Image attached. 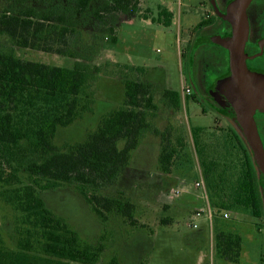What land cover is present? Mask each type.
Wrapping results in <instances>:
<instances>
[{
	"label": "trees",
	"instance_id": "1",
	"mask_svg": "<svg viewBox=\"0 0 264 264\" xmlns=\"http://www.w3.org/2000/svg\"><path fill=\"white\" fill-rule=\"evenodd\" d=\"M0 1L5 2L0 11V35L8 36L19 47L77 59L73 68H64L26 60L0 47V199L15 217L13 233L4 225L10 244L0 231V264H99L106 251L103 239L98 244L82 241L78 231L51 210L45 196L58 186L72 185L101 222L114 217L135 228L145 227L135 218V204L122 193H108L109 185L118 179L149 132L161 138L158 165L164 174H172L190 154L182 127L169 123L159 130L153 125L159 115L158 104L177 112L181 94L162 88L158 101L144 67L120 62L91 65L92 55L74 48L80 35L77 26L82 19L103 25L107 30L103 40L116 42L120 13L152 17L164 26L172 24L174 14L164 6H159L157 16L150 9L142 12V0L99 4L70 0L69 10L58 12L37 8L34 0ZM25 1L30 4L18 5ZM210 6L207 17L195 28L198 46L210 44L215 21L225 22L216 16L211 2ZM204 30L207 32L202 34ZM94 43L99 50L102 40ZM98 73L120 77L123 100L98 119L96 128L83 141L59 148L54 143L59 130L91 110L95 94L92 81ZM189 97L200 102L198 95L191 93ZM202 110L206 112V108ZM190 131L214 212V255L238 263L242 238L229 230L223 213L240 210L257 218L263 216L260 169L239 126L220 125L217 120L212 126H192ZM169 220L162 217L161 224ZM109 264L120 262L113 256Z\"/></svg>",
	"mask_w": 264,
	"mask_h": 264
},
{
	"label": "rangeland",
	"instance_id": "2",
	"mask_svg": "<svg viewBox=\"0 0 264 264\" xmlns=\"http://www.w3.org/2000/svg\"><path fill=\"white\" fill-rule=\"evenodd\" d=\"M34 1L33 5L38 4L37 8L55 12L68 11L71 5L70 0ZM105 1L95 0V3ZM4 4V1H0V11ZM22 4L30 3L25 1L18 5ZM141 6L142 12L150 9L153 16H157L159 6L167 7L174 14L172 24L164 26L153 21L152 17L120 13L117 18V41L109 42L103 40L107 34L103 25H94L82 19L77 26L80 35L74 48L79 53L92 55L91 65L120 62L148 69L146 79L152 82L158 101L162 88L179 92L182 96L180 110L169 112L159 103V115L153 125L159 130L169 123L182 127L188 140L190 157L177 164L175 171L169 174L168 181L157 182L161 178H155V170H159L157 159L161 138L149 132L142 140L141 148L133 151L132 159L118 179L109 185L108 193H122V197L135 204V218L145 227L135 228L114 217L106 223L101 222L92 206L72 185H61L48 193L45 196L47 205L78 231L82 241L98 244L103 239L106 251L99 264H109L113 256L120 264H264V218L259 219L240 210L229 212L230 217L226 218L229 230L239 233L242 238L239 262L232 263L215 257L214 232L208 219L209 205L203 190L196 187L200 171L190 128L212 126L217 120L220 125L238 126L232 109L216 105L213 107L217 110L213 109L211 102L217 103L214 99L210 101L206 98V87L217 84L220 75L216 72L215 64L205 62L203 66L202 60L209 58L210 45L198 46L199 33L195 28L207 17L211 9L210 0H142ZM95 40H102L99 50H96ZM0 47L26 60L64 68H73L77 62L76 58L64 54L19 47L5 35H0ZM201 67L204 70L201 74L204 83L198 76ZM183 86L190 87L192 94L199 96L200 102L187 98ZM92 89L95 94L91 110L85 111L71 126L59 130L54 139L59 148L83 141L96 128L98 119L123 100V84L118 76L98 73L92 81ZM203 108H206V112H203ZM151 139H156L157 148L153 144L143 148L145 142ZM164 185L165 195L160 196L159 191ZM175 191H179V194H175ZM162 217L170 218V223L161 224ZM14 220L13 213L0 199V231L7 243L10 239L4 225L8 224L13 233ZM190 221L196 223L197 227L189 226Z\"/></svg>",
	"mask_w": 264,
	"mask_h": 264
},
{
	"label": "water",
	"instance_id": "3",
	"mask_svg": "<svg viewBox=\"0 0 264 264\" xmlns=\"http://www.w3.org/2000/svg\"><path fill=\"white\" fill-rule=\"evenodd\" d=\"M250 1L233 0L226 13H221L217 1L210 0L216 15L229 21L233 29L229 37L214 35L209 41L229 50L231 75L218 85V89L230 101L237 116V124L242 129L264 178V146L255 120L256 111H264V75L247 68L244 52L249 29L246 10Z\"/></svg>",
	"mask_w": 264,
	"mask_h": 264
},
{
	"label": "flooded vegetation",
	"instance_id": "4",
	"mask_svg": "<svg viewBox=\"0 0 264 264\" xmlns=\"http://www.w3.org/2000/svg\"><path fill=\"white\" fill-rule=\"evenodd\" d=\"M216 1H217V6L220 9L219 11L221 13H226L229 4L233 0H216ZM246 14L249 24L248 38L244 48V52L246 55V62L248 65L247 68L252 72H256L264 75V0H251L246 10ZM218 18L222 19L221 17ZM224 21L225 22H218V23H216L215 21L212 24L213 26L212 29L214 30V33L209 37V39L214 35L229 37L232 34V29H233L232 24L227 20ZM209 43H210L209 44L210 57L207 58V61L203 60L202 62L204 64L205 62L206 64L208 63H211L213 65L215 64L216 72L217 74L220 75V77L217 80V84L207 87L204 85V88L205 87L207 88L206 98L210 101L214 99V101L217 104L211 102V105L213 106L216 105V106L225 107V108L228 107L232 109V106L230 105V101L221 92H219L218 89V85H220L222 81L228 79L231 75V68H230L231 61H230L229 50L218 44H215V42L213 41H209ZM202 67L198 73V76L199 79L201 78L200 80L202 81V83H204V80L201 75L204 71ZM232 112L236 116V113L234 112L233 109ZM255 120H256L257 130L263 140V146H264V111L257 110L255 113ZM260 189L263 195V202H264V178L262 174L260 180ZM262 218H264V214L259 219Z\"/></svg>",
	"mask_w": 264,
	"mask_h": 264
},
{
	"label": "built area",
	"instance_id": "5",
	"mask_svg": "<svg viewBox=\"0 0 264 264\" xmlns=\"http://www.w3.org/2000/svg\"><path fill=\"white\" fill-rule=\"evenodd\" d=\"M182 90H183L184 93H186V95L191 94V89H190V87H188V86H183V87H182ZM196 187L201 188V189L203 190V193H204V195H205V197H206L205 199H206L207 202H208L207 189H206L205 183H204V181H203V177H202V175H201L200 179H198V180L196 181ZM175 194H179V191H175ZM208 205H209V202H208ZM197 214L200 215L201 212H197ZM223 216H224V218H228V217H230V213H229V211H225V212L223 213ZM213 217H214V212H213V210L211 209V206L209 205V217H208V219H209V222H210V225H211V226H212V223H213ZM188 225L191 226V227H193V228H196V227H197V224H196V223H192L191 221L188 223Z\"/></svg>",
	"mask_w": 264,
	"mask_h": 264
},
{
	"label": "crops",
	"instance_id": "6",
	"mask_svg": "<svg viewBox=\"0 0 264 264\" xmlns=\"http://www.w3.org/2000/svg\"><path fill=\"white\" fill-rule=\"evenodd\" d=\"M155 137V136H154ZM155 142H157L156 141V139H151V140H148V142H145V144H144V147L143 148H147V146H150V145H152L153 144V146L154 147H156L157 148V145L155 144ZM159 143H160V141H159ZM142 144V143H141ZM139 148H141L140 146H139ZM139 148L138 149H136V150H139ZM135 150V151H136ZM141 150V149H140ZM159 154H160V146H159ZM132 157H133V153H132ZM132 159V158H131ZM130 159V160H131ZM159 159V158H158ZM157 159V160H158ZM159 166V165H158ZM158 169H159V167H158ZM199 171H200V177H201V170H200V168H199ZM155 173L157 174V176L155 177V178H158V177H161V178H159L160 180H157V182L159 181H161V180H163L164 182H166V181H168V179L167 178H169V174H163V172H161V170L159 169L158 170V172H157V170H155ZM156 181V180H155ZM164 188H166L165 187V185L160 189V191H159V195L160 196H164L165 195V189Z\"/></svg>",
	"mask_w": 264,
	"mask_h": 264
}]
</instances>
